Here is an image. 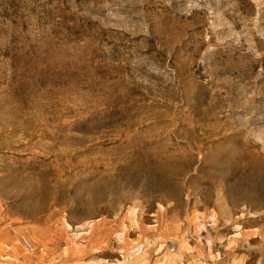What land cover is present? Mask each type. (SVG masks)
<instances>
[{"label":"rangeland","instance_id":"374dc122","mask_svg":"<svg viewBox=\"0 0 264 264\" xmlns=\"http://www.w3.org/2000/svg\"><path fill=\"white\" fill-rule=\"evenodd\" d=\"M0 264H264V0H0Z\"/></svg>","mask_w":264,"mask_h":264},{"label":"built area","instance_id":"2783aa9c","mask_svg":"<svg viewBox=\"0 0 264 264\" xmlns=\"http://www.w3.org/2000/svg\"><path fill=\"white\" fill-rule=\"evenodd\" d=\"M23 244H24V246L26 247L27 250L30 251V250L33 249L32 244L29 241L25 240V239L23 241ZM169 247H170L171 250H174V245L172 243H169Z\"/></svg>","mask_w":264,"mask_h":264}]
</instances>
